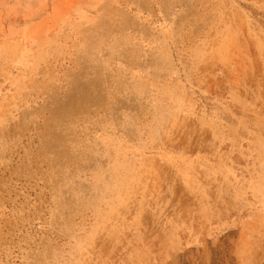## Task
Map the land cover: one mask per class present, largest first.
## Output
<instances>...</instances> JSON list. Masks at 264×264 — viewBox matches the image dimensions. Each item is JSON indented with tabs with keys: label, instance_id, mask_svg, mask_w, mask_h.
I'll return each instance as SVG.
<instances>
[{
	"label": "rangeland",
	"instance_id": "374dc122",
	"mask_svg": "<svg viewBox=\"0 0 264 264\" xmlns=\"http://www.w3.org/2000/svg\"><path fill=\"white\" fill-rule=\"evenodd\" d=\"M0 264H264V0H0Z\"/></svg>",
	"mask_w": 264,
	"mask_h": 264
},
{
	"label": "bare ground",
	"instance_id": "6f19581e",
	"mask_svg": "<svg viewBox=\"0 0 264 264\" xmlns=\"http://www.w3.org/2000/svg\"><path fill=\"white\" fill-rule=\"evenodd\" d=\"M68 166V165H67Z\"/></svg>",
	"mask_w": 264,
	"mask_h": 264
}]
</instances>
